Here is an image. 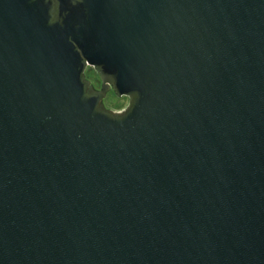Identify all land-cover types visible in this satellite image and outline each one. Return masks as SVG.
I'll use <instances>...</instances> for the list:
<instances>
[{
  "label": "water",
  "instance_id": "95a60500",
  "mask_svg": "<svg viewBox=\"0 0 264 264\" xmlns=\"http://www.w3.org/2000/svg\"><path fill=\"white\" fill-rule=\"evenodd\" d=\"M0 264H264V0H0Z\"/></svg>",
  "mask_w": 264,
  "mask_h": 264
},
{
  "label": "rangeland",
  "instance_id": "374dc122",
  "mask_svg": "<svg viewBox=\"0 0 264 264\" xmlns=\"http://www.w3.org/2000/svg\"><path fill=\"white\" fill-rule=\"evenodd\" d=\"M85 75L87 79L91 80L92 83L99 87V79L94 70L87 67ZM129 99L127 97H117L112 91L108 92L103 103L106 108L114 111H122L128 105Z\"/></svg>",
  "mask_w": 264,
  "mask_h": 264
},
{
  "label": "flooded vegetation",
  "instance_id": "af4514ba",
  "mask_svg": "<svg viewBox=\"0 0 264 264\" xmlns=\"http://www.w3.org/2000/svg\"><path fill=\"white\" fill-rule=\"evenodd\" d=\"M100 84V83H99ZM93 85L96 87V84L93 83ZM99 86V85H98Z\"/></svg>",
  "mask_w": 264,
  "mask_h": 264
}]
</instances>
